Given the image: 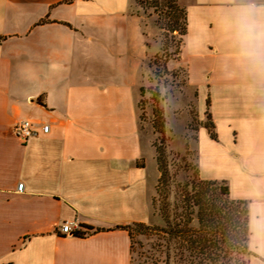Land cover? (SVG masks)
<instances>
[{
  "label": "crops",
  "instance_id": "1",
  "mask_svg": "<svg viewBox=\"0 0 264 264\" xmlns=\"http://www.w3.org/2000/svg\"><path fill=\"white\" fill-rule=\"evenodd\" d=\"M175 1L213 133L196 132L197 175L246 202L249 264H264V0ZM130 2L0 0V264H131L115 227L150 220L159 175L140 137ZM22 120L48 131L20 141Z\"/></svg>",
  "mask_w": 264,
  "mask_h": 264
},
{
  "label": "rangeland",
  "instance_id": "2",
  "mask_svg": "<svg viewBox=\"0 0 264 264\" xmlns=\"http://www.w3.org/2000/svg\"><path fill=\"white\" fill-rule=\"evenodd\" d=\"M141 1L131 0L128 10L137 29L136 43L130 47V62L139 85V131L143 145L148 147L154 160L151 164L148 159V169L157 170L155 148L162 150L167 172L162 195L166 194L172 213L179 210L178 196L184 184L196 176V132L208 120L199 115L196 92L187 81L181 38L176 32L165 30L174 22L172 10L164 0H157L155 7L149 6L152 0ZM156 174L159 175L158 171ZM156 185L157 180L152 193V216L144 223L147 227L164 225L157 210L161 197H158ZM128 231L131 264H154L155 257L159 259L156 264H165L162 262L165 246L162 235L133 224Z\"/></svg>",
  "mask_w": 264,
  "mask_h": 264
},
{
  "label": "trees",
  "instance_id": "3",
  "mask_svg": "<svg viewBox=\"0 0 264 264\" xmlns=\"http://www.w3.org/2000/svg\"><path fill=\"white\" fill-rule=\"evenodd\" d=\"M152 1L149 6L155 7L157 0ZM164 1L172 10L170 13L174 19L173 24L168 25L165 30L170 33L176 32L182 42L186 30L185 12L175 0ZM207 104L206 101L204 116L208 122H205L203 127L213 137ZM155 154L159 174L156 191L158 197H161L157 202V210L164 225L162 227H147L144 223L133 225L139 229L150 230L153 234L162 235L165 244L162 262L165 264H249L252 253L248 249L246 202L232 200L223 182L202 180L196 172L195 178L185 183L181 189L177 205L179 210L176 209L170 213L166 194L162 195L165 192L167 178L162 150L156 147ZM128 227L129 225H124L115 228L126 230L131 240ZM86 229L91 230L88 227ZM75 235L82 236L83 233L76 232ZM131 248L130 243V253ZM155 258L157 259L153 261L154 264L159 262L158 257Z\"/></svg>",
  "mask_w": 264,
  "mask_h": 264
},
{
  "label": "built area",
  "instance_id": "4",
  "mask_svg": "<svg viewBox=\"0 0 264 264\" xmlns=\"http://www.w3.org/2000/svg\"><path fill=\"white\" fill-rule=\"evenodd\" d=\"M47 131H48L47 125L36 127L27 120L19 121L13 127L14 136L23 142L32 137L37 136L39 132L45 134L47 133ZM21 190H22V184H18L16 187V191L21 192ZM75 228H76L75 222L66 221L60 225L59 231L60 233L66 234V233H71Z\"/></svg>",
  "mask_w": 264,
  "mask_h": 264
}]
</instances>
